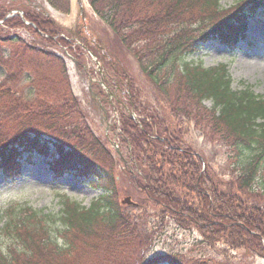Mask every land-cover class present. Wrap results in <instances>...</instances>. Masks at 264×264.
<instances>
[{"label": "trees", "instance_id": "16d2710c", "mask_svg": "<svg viewBox=\"0 0 264 264\" xmlns=\"http://www.w3.org/2000/svg\"><path fill=\"white\" fill-rule=\"evenodd\" d=\"M47 1L57 10H69V0ZM88 2L114 35L115 41H105L106 46L79 43L71 35L82 33L80 39L86 42V26L65 29L43 6L32 1L0 0V27H7V37L0 39L10 47L0 51L4 52L0 70L13 59L20 69V75L7 73L3 78L8 92L0 88V104L7 107L0 113V124H15L10 132L0 127L3 173L8 176L23 154L32 156L30 153L37 152L40 157L52 158L49 168L54 177L77 175L102 191L88 207L63 202L59 212L36 210L27 203L11 206L0 228V264H144L143 252L152 247L155 232H150L142 216L134 212L143 213L147 208L160 210L161 224L169 218L195 228L213 242L219 238L231 249L247 247L264 257V209L260 208L264 204V95H256L249 87L233 90L224 64L207 69L186 60L205 44L216 41L229 47L244 39L249 17L264 11V0H240L228 8L221 6V0ZM15 11L23 15L13 14ZM16 29L26 32L28 38L14 37ZM119 43L145 50L140 56L144 57L142 62L149 60L150 67L147 71L140 64L143 74L159 89L163 83L176 98L175 109L166 101L163 103L167 107L160 105L162 116L170 108L169 120L159 115L155 121L124 116V128L131 138V144L127 143L134 152V163L131 160L126 175L144 196L138 207L117 203L115 198L121 190L114 175V158L100 139L90 132L91 145H77L78 141L73 140H83L74 127L61 129L44 123L46 129L39 128L40 124H33L30 118L33 110L14 103L16 92L10 91L18 84L14 80L23 75L19 84L25 81L30 95L35 93L46 101L39 93L45 83L39 81L52 79L48 72L56 65L64 89L53 94V102L59 100L64 112L80 110L65 62L53 49H65L78 61L93 52L116 75L121 56L117 50L122 49ZM115 54L117 58L112 61ZM162 73L161 82L158 78ZM119 80L123 82L121 77ZM126 100L131 105L134 102L128 97ZM207 101H211V107L205 105ZM181 118H194V126L202 128L199 131L204 137L207 133L208 143L214 141L225 158L235 159L231 174L218 176L204 154L197 153L181 134L171 131L170 127L177 129L174 121L181 122ZM156 127H161L162 134ZM85 131L89 134L90 130ZM41 135L54 140L42 139ZM50 142L56 148L52 154ZM144 174L147 179L142 178ZM191 195L198 201L189 202ZM90 252L95 255L92 259L86 257Z\"/></svg>", "mask_w": 264, "mask_h": 264}, {"label": "rangeland", "instance_id": "374dc122", "mask_svg": "<svg viewBox=\"0 0 264 264\" xmlns=\"http://www.w3.org/2000/svg\"><path fill=\"white\" fill-rule=\"evenodd\" d=\"M7 1L10 2L11 0ZM31 1L43 6L49 16L65 29L86 26L88 28L86 29L88 45L86 44L87 40L85 39L86 42H84L82 39V33L78 37L71 35V38L74 37L78 42L80 41L79 43L85 44L86 47L96 46L97 42L106 46L108 44L105 41H115L112 31L100 20L88 0H69L68 12H66V9H55L46 0H28V2ZM238 1L240 0H221V6L228 8ZM257 25L264 27V17L258 15L252 20L248 40L254 43L240 42L235 46L226 47L215 41L203 45L196 54L186 57V60L200 63L207 69L225 64L226 71L232 79L233 90L240 91L248 86L255 94L264 95V37H261V32L255 30ZM6 29L7 27H0V37L4 39L7 37L5 35ZM19 35L22 38H28L26 32L16 29L14 37ZM92 35L94 36L93 40H91ZM80 36H82L81 39ZM6 44L4 40L0 39V51L4 47L10 49ZM119 46L122 49L120 51L117 50V52H121V56L116 63L118 72L116 75L112 71L109 72L108 67L99 62L97 60L99 59L98 56L93 52L92 56L86 54L80 61L75 58L78 68L73 61L71 62L69 59L64 58L66 75L72 94L79 101L78 108L80 110L72 112L74 110L72 108L69 112H64L59 100L53 102V94H59L64 89L61 82L62 78L59 76V69L56 65L49 69L48 72L49 77L52 76V79L39 81L45 83V87H42L39 93L46 98V101L35 96V93L30 95L29 89H27L28 84L25 81L22 85L19 84L24 79L23 75L20 76L18 81L14 80L18 84L17 86L14 85L13 90L10 89V91L16 92L14 103L24 105L26 108L33 110V115L31 113L30 118L34 119L33 124H40L39 128L46 129L44 123L45 125L53 124V127L58 126L61 129L74 127L75 134L80 135L83 140V142L79 141V139L73 140L78 141L77 145L90 146L92 143L90 132L100 139L101 143L104 144L114 158V175L121 190L115 198L117 203L121 207H125L120 201L122 198L129 196L133 202L137 203L138 207L139 201L144 199V196L134 189L126 175L128 174L126 171L132 167L131 160H133L134 152L130 149L129 143H127L130 142L131 144V138L124 128V116L130 115L138 121L147 118L154 120L158 115L161 118H164V116L168 117L171 112L170 108L162 116L160 105L165 104L163 102L166 101L168 104H172L175 109L176 98L171 90L169 91L164 87L163 83H161V89H159L143 74L140 64L147 68V71L150 67L149 60L142 62L144 57L140 56L145 53V50L135 48L130 43L123 46L119 43ZM53 51H57L55 53L60 57L63 56L60 52L61 50L53 49ZM101 52L104 53V51ZM147 54L150 55L148 52ZM1 56L4 57V52L2 54L0 52V58ZM115 56L112 61H115L117 54ZM7 63L8 66L0 70L2 73L0 74V88L4 92H8V87L3 83L5 75L7 73L20 75L19 62L17 60L13 59ZM82 67H85L86 70ZM124 72L127 74L125 75ZM105 74H108V80L104 79ZM163 74L158 78L161 82L164 79ZM119 76L123 82L119 80ZM104 80L108 83V90L103 88L102 92H100V95L104 97L102 102H99V100L95 101L91 96L93 91H96L95 86L92 84L104 83ZM111 81L113 84L115 83L113 89H111L113 86L110 83ZM125 84L127 85L125 86ZM122 91L126 97L120 98ZM165 91L168 94L167 97ZM127 97L131 102L134 101L132 105L129 102L125 103ZM2 98L1 96L0 101H2ZM18 98H22V100ZM116 102H119V104ZM205 105L211 107V101L205 102ZM6 108L1 103L0 113ZM180 111L184 110L181 109ZM114 112L117 115H114ZM112 116L117 117L114 119ZM107 117L110 119L108 123H106ZM180 121H174L177 129L170 127L171 131L181 134L183 140L191 145L197 153L204 154L218 176L231 174L235 159L225 158L223 152L215 146L217 144L214 141L212 144L208 143L210 139L207 138V133L206 137H204L199 131L202 128L194 126V118H181ZM114 125L116 128H112ZM0 127L6 128L7 132H10L9 129L14 128L15 124L1 122ZM56 128L52 130H56ZM68 129L66 130L67 132H69ZM86 129L90 130L89 134L86 133ZM160 129L161 127H156L159 135L162 134ZM181 129H185L188 132L182 133ZM57 131L59 132L60 130ZM49 137L51 138V136L46 135L44 138ZM115 148L120 151L122 158L115 155ZM54 150H56L55 147ZM32 163V165L25 166L21 175L13 180L4 179V176L0 173V212L11 204H22L25 202L35 209L59 212L62 207V195L87 207L90 201L100 194L99 190L92 188L88 180H82L71 175L54 178L42 158H33ZM142 178L147 179V176L144 174ZM188 201H198L197 196L191 195ZM260 208L264 209V204ZM159 212L160 210L152 208H147L143 213L134 212L135 215L142 216L143 223L146 224L150 232H155L152 247L145 249L143 252L146 259L144 264H153L155 261H157L156 264H171V261L175 264H264V257L256 255L247 247L231 249L219 238L213 242L212 238L209 236L204 237L195 228H187L185 227L186 225L176 224L169 218L165 219L161 224ZM2 222L3 219L0 217V227ZM143 238L145 239L144 235ZM91 253H88L86 257H91L92 259L95 255Z\"/></svg>", "mask_w": 264, "mask_h": 264}, {"label": "water", "instance_id": "95a60500", "mask_svg": "<svg viewBox=\"0 0 264 264\" xmlns=\"http://www.w3.org/2000/svg\"><path fill=\"white\" fill-rule=\"evenodd\" d=\"M123 203H125V204H129V205L134 204V203L131 201V198H130V197L125 198V199L123 200Z\"/></svg>", "mask_w": 264, "mask_h": 264}, {"label": "bare ground", "instance_id": "6f19581e", "mask_svg": "<svg viewBox=\"0 0 264 264\" xmlns=\"http://www.w3.org/2000/svg\"><path fill=\"white\" fill-rule=\"evenodd\" d=\"M255 30L261 33H264V27L262 29L258 28L257 26H255Z\"/></svg>", "mask_w": 264, "mask_h": 264}, {"label": "flooded vegetation", "instance_id": "af4514ba", "mask_svg": "<svg viewBox=\"0 0 264 264\" xmlns=\"http://www.w3.org/2000/svg\"><path fill=\"white\" fill-rule=\"evenodd\" d=\"M106 89L108 90V87Z\"/></svg>", "mask_w": 264, "mask_h": 264}]
</instances>
